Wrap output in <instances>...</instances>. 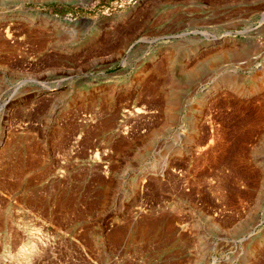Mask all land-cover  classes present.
I'll return each mask as SVG.
<instances>
[{
	"label": "rangeland",
	"instance_id": "1",
	"mask_svg": "<svg viewBox=\"0 0 264 264\" xmlns=\"http://www.w3.org/2000/svg\"><path fill=\"white\" fill-rule=\"evenodd\" d=\"M88 1L0 0V264H264V0Z\"/></svg>",
	"mask_w": 264,
	"mask_h": 264
},
{
	"label": "built area",
	"instance_id": "2",
	"mask_svg": "<svg viewBox=\"0 0 264 264\" xmlns=\"http://www.w3.org/2000/svg\"><path fill=\"white\" fill-rule=\"evenodd\" d=\"M138 2L139 0H89L87 3L84 4V6L80 8L81 10H79V12L83 10L84 12L97 11L108 16L118 10L134 6ZM68 16L70 18H73L72 13Z\"/></svg>",
	"mask_w": 264,
	"mask_h": 264
},
{
	"label": "bare ground",
	"instance_id": "3",
	"mask_svg": "<svg viewBox=\"0 0 264 264\" xmlns=\"http://www.w3.org/2000/svg\"><path fill=\"white\" fill-rule=\"evenodd\" d=\"M197 58V57H196Z\"/></svg>",
	"mask_w": 264,
	"mask_h": 264
}]
</instances>
